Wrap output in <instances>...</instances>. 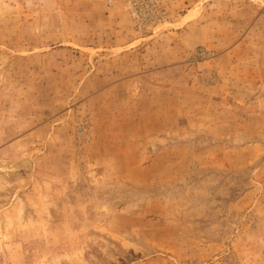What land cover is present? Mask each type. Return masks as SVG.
I'll return each instance as SVG.
<instances>
[{"label": "rangeland", "instance_id": "obj_1", "mask_svg": "<svg viewBox=\"0 0 264 264\" xmlns=\"http://www.w3.org/2000/svg\"><path fill=\"white\" fill-rule=\"evenodd\" d=\"M0 264H264V0H0Z\"/></svg>", "mask_w": 264, "mask_h": 264}, {"label": "bare ground", "instance_id": "obj_2", "mask_svg": "<svg viewBox=\"0 0 264 264\" xmlns=\"http://www.w3.org/2000/svg\"><path fill=\"white\" fill-rule=\"evenodd\" d=\"M1 170L3 171V170H5V168H1Z\"/></svg>", "mask_w": 264, "mask_h": 264}]
</instances>
